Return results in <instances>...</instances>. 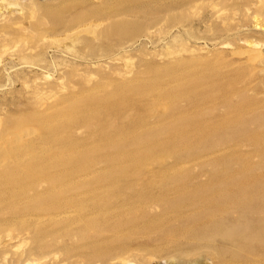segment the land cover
<instances>
[{"label":"rangeland","instance_id":"obj_1","mask_svg":"<svg viewBox=\"0 0 264 264\" xmlns=\"http://www.w3.org/2000/svg\"><path fill=\"white\" fill-rule=\"evenodd\" d=\"M261 28L264 0H2L0 264L227 256L264 221Z\"/></svg>","mask_w":264,"mask_h":264},{"label":"bare ground","instance_id":"obj_2","mask_svg":"<svg viewBox=\"0 0 264 264\" xmlns=\"http://www.w3.org/2000/svg\"><path fill=\"white\" fill-rule=\"evenodd\" d=\"M1 2L2 0H0V5ZM257 27H259V25L255 26V30L260 29ZM261 32L264 35V28H261ZM243 46L246 49L244 52H242V54L246 56L245 60L247 63H253L259 58L264 57V51H263L264 45H261L257 42L246 41L244 42ZM222 48L227 49L226 47H222ZM231 188L236 189V191L234 193H230V192L223 193L221 196V199L226 200V202H224L225 205L229 203H237L243 205L251 204L252 202L251 194L253 193L254 185L248 187H242L239 183H233L231 184ZM214 217L215 214L208 215V217L204 219L205 221L202 225V229L208 228L209 226L206 223H210L209 220H211ZM90 225L93 227L92 230L97 231L95 230L97 228V224L96 225L90 224ZM250 226H252V229L249 230L250 234L249 231L245 232L243 230H239L238 227L236 228L235 226L233 229L230 228V230H223L221 233H219L218 236L223 240L225 239L224 243L222 244L231 248V250L228 251L229 253L227 254V256H223L221 252L215 254V256H213L212 264H264V221L258 224L257 223L251 224ZM212 229H211L212 232L214 231L213 233H215V227H213ZM98 242L101 241L98 240ZM252 243H254L253 246ZM97 247H99V245ZM105 248H108V246L107 247L105 246ZM106 251H110V250L108 249Z\"/></svg>","mask_w":264,"mask_h":264}]
</instances>
